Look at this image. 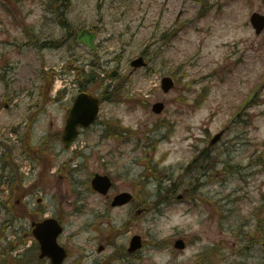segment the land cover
<instances>
[{"label":"rangeland","instance_id":"obj_1","mask_svg":"<svg viewBox=\"0 0 264 264\" xmlns=\"http://www.w3.org/2000/svg\"><path fill=\"white\" fill-rule=\"evenodd\" d=\"M21 5L20 14L11 15L0 0V72L12 81L6 92L0 84V95L9 91L12 97L10 107H0V201L7 195L1 182L11 172L17 181L15 170L23 171L25 160L30 162L23 148L43 145L52 162L46 185L31 189L27 197L31 210L54 216L62 211L66 230L60 241L71 253L65 264H232L235 259L264 264L263 246L245 239L264 219V84L263 100L257 97L232 117L251 88L264 81V31L257 34L250 22L254 11L264 14V0H72L68 18L78 29L98 31L95 51L79 43L71 50L66 45L43 52L21 47L24 24L32 21L40 22L44 36L64 34L57 21L43 20L47 7L42 0H22ZM20 19L17 27L13 22ZM167 30L174 36L164 43L159 37ZM142 52L148 65L134 70L130 62ZM43 61L55 78L68 79L69 91L64 102L48 101L37 121L31 117L29 122L35 108L30 111L28 105L40 100L37 76ZM71 61L86 69L83 76L94 71L104 78L93 82L92 90L123 78L129 99L102 103L99 124L84 131L74 149H64L58 139L46 141L62 129L79 91L77 72L68 68ZM114 69L116 77L111 76ZM165 75L177 80L167 93L161 88ZM33 81L35 97L25 94ZM140 99L148 105L143 107ZM157 100L166 102L161 114L152 110ZM162 119L167 120L156 130ZM107 121L112 127L105 130ZM119 124L127 135L116 139L112 131ZM220 131V140L209 146ZM208 146L204 155H196ZM35 172L27 184L37 179ZM96 172L112 176L110 196L129 190L135 200L112 207L92 190ZM179 193L184 199L177 198ZM22 213L0 202V229L7 225L0 230V264H49L38 257L31 221ZM97 213L103 217L96 218ZM135 233L145 244L131 255ZM176 238L186 240L185 249L174 247ZM14 245L9 255H1ZM213 245L215 251L207 255Z\"/></svg>","mask_w":264,"mask_h":264},{"label":"water","instance_id":"obj_2","mask_svg":"<svg viewBox=\"0 0 264 264\" xmlns=\"http://www.w3.org/2000/svg\"><path fill=\"white\" fill-rule=\"evenodd\" d=\"M258 17L257 21L254 20L257 28L260 30L264 26V17L259 16L258 14H254ZM263 19V21H262ZM85 30L79 35V39L89 44L91 47H94L93 39L95 37L94 33H89L88 35L84 34ZM133 64L136 66H140L143 64L142 57L133 61ZM173 86V81L170 78H164V88L165 90H169L170 87ZM163 105L156 104L155 109L157 111H161ZM99 110V99L88 93H80L76 99L75 105L73 109L70 111L67 125L64 131L63 140L66 146H69L71 141L75 138L78 133L77 127L79 124H83L88 126L91 122H93L97 116ZM218 137V136H217ZM216 137V138H217ZM93 187L95 189L100 190L101 192L106 193L112 182L109 176L107 175H99L93 179ZM132 198V195L128 192L120 193L116 196L113 201V205L124 204L128 202ZM62 227L54 218H49L41 223H38L36 228L34 229V233L40 239L42 243V252L44 254L54 255L57 252H60L59 256L56 259L57 264H60L65 253L63 252V248L57 244V237L62 231ZM141 236L135 235L131 242V250H135L141 247ZM177 246L183 247L184 243L181 239L177 241Z\"/></svg>","mask_w":264,"mask_h":264},{"label":"trees","instance_id":"obj_3","mask_svg":"<svg viewBox=\"0 0 264 264\" xmlns=\"http://www.w3.org/2000/svg\"><path fill=\"white\" fill-rule=\"evenodd\" d=\"M12 1V0H11ZM57 4L61 1L62 4H67V0H54ZM18 3V0H17ZM250 238V244L260 243L264 241V219L261 220L257 228L250 231L247 235Z\"/></svg>","mask_w":264,"mask_h":264},{"label":"flooded vegetation","instance_id":"obj_4","mask_svg":"<svg viewBox=\"0 0 264 264\" xmlns=\"http://www.w3.org/2000/svg\"><path fill=\"white\" fill-rule=\"evenodd\" d=\"M74 67H75V70L79 68V67L76 66V65H74ZM76 80H77V77H76ZM88 87H89V84H88Z\"/></svg>","mask_w":264,"mask_h":264}]
</instances>
